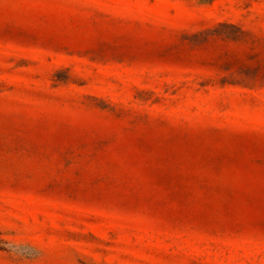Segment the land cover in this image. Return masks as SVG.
<instances>
[{
	"label": "rangeland",
	"instance_id": "1",
	"mask_svg": "<svg viewBox=\"0 0 264 264\" xmlns=\"http://www.w3.org/2000/svg\"><path fill=\"white\" fill-rule=\"evenodd\" d=\"M0 264H264V0H0Z\"/></svg>",
	"mask_w": 264,
	"mask_h": 264
}]
</instances>
